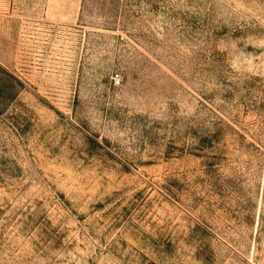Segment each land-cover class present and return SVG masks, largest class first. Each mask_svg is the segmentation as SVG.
I'll return each mask as SVG.
<instances>
[{"label": "rangeland", "instance_id": "rangeland-1", "mask_svg": "<svg viewBox=\"0 0 264 264\" xmlns=\"http://www.w3.org/2000/svg\"><path fill=\"white\" fill-rule=\"evenodd\" d=\"M0 264H264V0H0Z\"/></svg>", "mask_w": 264, "mask_h": 264}]
</instances>
